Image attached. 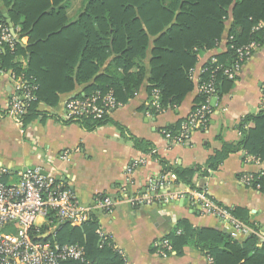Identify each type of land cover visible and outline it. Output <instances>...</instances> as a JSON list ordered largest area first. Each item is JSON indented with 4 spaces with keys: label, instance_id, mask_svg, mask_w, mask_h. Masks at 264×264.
I'll list each match as a JSON object with an SVG mask.
<instances>
[{
    "label": "trees",
    "instance_id": "trees-1",
    "mask_svg": "<svg viewBox=\"0 0 264 264\" xmlns=\"http://www.w3.org/2000/svg\"><path fill=\"white\" fill-rule=\"evenodd\" d=\"M1 1L9 7L13 25L20 28L28 43H19L15 52L5 48L0 54V68L25 73L39 85L37 99L23 118L26 126L37 118L40 103L54 107L61 94L77 86L85 93L113 90L117 99L126 104L147 79L148 67L149 99L152 90L158 88L164 107L177 106L194 88L190 71L199 54L216 47L226 31L227 50L217 53L225 65L232 63L236 47L254 40L264 44L263 29L254 30L264 22V0H84L74 21L67 17L68 0ZM1 23H7V19L0 11ZM23 56L29 57L25 65L20 61ZM221 80L232 81L222 77ZM108 122L109 117L83 119L81 126L91 131ZM237 128L240 138L223 142L222 148L208 159L206 168L174 167L161 159L164 174L174 173L177 183L197 188L196 172L208 175L232 153L244 151L264 161V107L243 118ZM133 139L138 149L147 151L149 144L144 139ZM231 212L243 221L239 209ZM48 227L43 225L41 231ZM99 227V219L93 213L82 226L61 224L56 240L82 245L90 264H124L110 246H100ZM164 240L172 245L177 256L183 255L186 247H193L212 257L214 264H264V242L260 243L256 235L239 240L226 231L193 228L185 219L161 237Z\"/></svg>",
    "mask_w": 264,
    "mask_h": 264
},
{
    "label": "crops",
    "instance_id": "crops-1",
    "mask_svg": "<svg viewBox=\"0 0 264 264\" xmlns=\"http://www.w3.org/2000/svg\"><path fill=\"white\" fill-rule=\"evenodd\" d=\"M83 7L84 0H68V19L74 21ZM0 11L7 23L13 24L9 7L1 0ZM23 38L21 43L26 46L28 40ZM227 42L228 31L216 47L199 54L190 73L194 88L179 105L165 107L162 113L147 114L150 102L148 67L147 79L139 92L108 116L110 122L91 131L81 126V120L64 118L66 101L80 92L81 86L61 94L54 107L40 103L37 118L19 127L6 115L13 81L12 69L4 70L0 74V164L15 172L40 166L52 173L82 205L93 208L100 225L126 250L132 264H209L207 256L193 247H186L181 256L167 258L153 251L155 241L171 233L180 220H188L193 228L209 227L232 233L225 221L207 213L186 196L173 198L174 191L186 195L191 189H207L217 203L239 209L244 223L264 234V192L241 181L245 173L264 172V161L257 163L244 151L232 153L219 169L208 175L197 171L194 177L197 188L176 180L174 185L161 186L153 192L149 189V179L164 175L161 159L174 167L206 168L208 159L222 148L223 142H236L240 138L237 127L241 120L263 109L264 44L243 66L235 81L222 83L219 107L205 129L195 132L189 144H173L165 138L163 131L177 127L192 110L198 98L203 67L214 54L226 52ZM150 53L149 50L147 63ZM28 58L23 56L20 61L25 65ZM133 137L144 139L149 144L147 151L138 149ZM140 159H145V163L131 176L129 189L133 194L153 197V202L139 206L120 203L112 212L95 208L98 197L120 195L126 167ZM246 237L237 236V239ZM259 242L264 241L259 238Z\"/></svg>",
    "mask_w": 264,
    "mask_h": 264
},
{
    "label": "built area",
    "instance_id": "built-area-1",
    "mask_svg": "<svg viewBox=\"0 0 264 264\" xmlns=\"http://www.w3.org/2000/svg\"><path fill=\"white\" fill-rule=\"evenodd\" d=\"M264 31V22H260L254 30ZM20 28L8 23L0 24V54L5 48L11 52L17 50V45L23 42ZM232 38H230L231 40ZM257 41L235 48V58L230 65H225L214 54L202 69L203 78L199 83L198 100L192 110L181 121L176 130L163 131L165 138L173 144H189L195 132L205 129L216 113L218 94L222 78L236 80L243 66L260 48ZM192 71H190L191 73ZM4 70L0 68V74ZM13 81L12 95L6 109V115L19 127L23 126V118L28 113L32 103L37 99L38 83L29 79L25 73L11 70ZM264 104V84L262 88ZM147 114L162 113L165 107L161 103V92L158 88L152 90ZM113 90H96L92 93L80 92L68 98L65 103L64 118L68 121L83 119H104L118 108L123 107ZM260 163L259 158L252 156ZM145 159L131 162L125 170V184L117 197H98L96 207L112 212L120 203L130 206L150 204L153 197L133 194L129 185L131 176L137 167L143 165ZM264 172L257 174L245 173L241 177L244 185L264 192ZM177 176L174 173L164 174L149 179V189L155 192L161 186H172ZM186 196L191 202L198 204L212 216L225 221L237 236L256 235L264 241V234L247 225L231 212L230 208L217 203L207 189H191L186 193L174 191L173 198ZM93 214V208L82 205L77 196L63 183L55 179L50 172H45L40 166L26 167L17 172L0 164V264H61L66 261H77L80 264H90L86 258L85 248L78 243L61 244L56 240V231L61 224L82 226ZM56 218V222L54 219ZM47 224L48 230L41 231ZM100 246H110L123 260L129 261L126 250L116 243L113 235L101 225L97 229ZM155 252L161 258L175 255L172 245L167 241L157 239L154 243ZM209 264H214L212 257H207Z\"/></svg>",
    "mask_w": 264,
    "mask_h": 264
},
{
    "label": "water",
    "instance_id": "water-1",
    "mask_svg": "<svg viewBox=\"0 0 264 264\" xmlns=\"http://www.w3.org/2000/svg\"><path fill=\"white\" fill-rule=\"evenodd\" d=\"M8 22H9V23H11V21H10V20H9ZM10 25H13V24H10Z\"/></svg>",
    "mask_w": 264,
    "mask_h": 264
},
{
    "label": "rangeland",
    "instance_id": "rangeland-1",
    "mask_svg": "<svg viewBox=\"0 0 264 264\" xmlns=\"http://www.w3.org/2000/svg\"><path fill=\"white\" fill-rule=\"evenodd\" d=\"M263 107H264V104H263Z\"/></svg>",
    "mask_w": 264,
    "mask_h": 264
}]
</instances>
